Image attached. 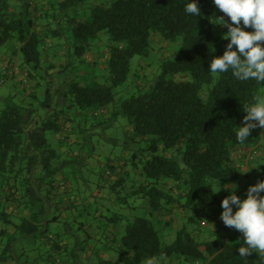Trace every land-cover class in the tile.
Masks as SVG:
<instances>
[{"label":"trees","instance_id":"16d2710c","mask_svg":"<svg viewBox=\"0 0 264 264\" xmlns=\"http://www.w3.org/2000/svg\"><path fill=\"white\" fill-rule=\"evenodd\" d=\"M87 1L44 0L40 5L42 0H23L11 10L7 0H0V54L12 42L11 55H21L29 80L41 76L46 58L36 31L43 8L53 21L68 22L64 32L58 20L50 34L73 39L77 55L101 32L110 39V84L73 81L56 101L50 86L36 103L33 91L17 101L12 94L1 97L0 264H145L149 257L160 264H264V253L239 256L242 233L224 225L223 199L212 189V182L241 183L235 194L245 199L248 187L264 180V158H255L257 151L264 154V129L250 133L244 143L236 138L244 106L256 102L264 83L240 81L231 70L218 73L213 83L209 64L228 41L213 33L207 0H198L199 17L185 13L188 0H102L90 6L88 18H76L73 8ZM152 32L179 37L180 50L162 60L148 88L116 99L113 88L127 80L131 57L146 53ZM119 116L131 130L122 148L129 152L125 166L132 171L118 174L108 189L117 193L119 205L143 208V215L100 208L92 188V181L99 189L107 170L110 175L116 170L107 163L95 175L88 160L100 141L116 143L110 129ZM47 133L57 136L56 143ZM73 144L83 153L67 157L58 149L72 150ZM82 167L94 180L73 186L71 171ZM193 208L207 217L191 230L194 218L185 211ZM161 214L183 223L166 245L151 221ZM62 220L63 228L51 229ZM201 232H207L205 238Z\"/></svg>","mask_w":264,"mask_h":264},{"label":"rangeland","instance_id":"374dc122","mask_svg":"<svg viewBox=\"0 0 264 264\" xmlns=\"http://www.w3.org/2000/svg\"><path fill=\"white\" fill-rule=\"evenodd\" d=\"M9 8L11 10L13 9H18L23 0H7ZM101 2L102 0H89L84 4H80L78 6H75L73 8L72 14L75 15L76 18H88L89 17V8L91 5ZM209 4V11L211 15V24H212V31L214 34L219 35L221 37L224 36V34L227 32V29H223L219 24H214L212 22L213 19L219 18L218 15L216 14V11L219 9L214 5L212 0H207ZM46 9L43 8L41 11V14H43L41 17L38 15V19H36V24L39 27L38 32L39 33V50L42 52L43 57L45 58L42 61L41 68L38 70V73L41 76L35 77L34 79L29 80V78L25 77V74L19 72L18 74V86L13 88V81L6 77H0V80L3 82L0 83V105H2V98L3 96L7 95H14L15 100L17 101L21 97H25V95H28L27 92L33 91L35 93V98L33 102H40L44 99V94H45V87L50 86L51 91H53V99L54 101L57 100V95L58 92L60 91H66L70 83L73 81H79V82H90L92 80H97L101 83L104 84H110V74L108 71V66H107V60H108V46L110 44V39L109 36L101 32L97 38L93 39L90 41L88 47L84 49L83 52L80 54H76L73 51V46L72 42L73 39H66V35H59V36H52L50 34L51 29L57 28V22L60 20V26L61 28H65L67 26L63 21L59 18L58 20L53 21L52 18L49 15H46ZM219 12V11H218ZM39 13V12H38ZM220 13V12H219ZM63 26V27H62ZM248 31H252V29L248 28ZM61 31V30H60ZM65 32V29H64ZM12 42L7 43L3 47V51L0 54V74L1 73H6L9 74V69L6 68L7 61L10 60L11 58H14V55H11V48L10 45ZM6 47H9V51H4ZM180 50V39L179 37H173V38H162L159 35L155 33H151L148 37V45H147V50L146 53L143 55H134L131 57L129 66H130V71L129 75L127 77V80L120 84L117 85L113 88V91L115 93V98L116 99H121V98H126L132 94L137 93L139 90H144L149 87V85L154 81V79L157 77V75L161 72V62L163 59L167 58L168 56L178 52ZM17 58H21V55L17 53ZM3 57H6L7 60L4 61ZM10 64L12 63L11 61L9 62ZM55 65L54 68H46L49 64ZM16 64V63H15ZM64 65V66H63ZM17 66V64H16ZM62 66L64 68H62ZM5 68V72H2V69ZM212 81L213 83L217 80L218 78V73H212ZM39 83V85H37ZM37 85V87H35ZM35 87V88H34ZM57 91V93H56ZM63 91V92H64ZM56 93V94H55ZM202 97H205L206 95L204 94L203 91L199 93ZM258 98H264V88H259L258 93H257ZM26 99L29 101L30 98L26 96ZM38 113H43V109L39 108ZM126 123V118L123 116H119L118 120L116 121L115 127L110 129V131H116L121 134L120 130V125ZM259 127L257 129H253L251 133L259 132ZM263 133V131H261ZM261 133V134H262ZM48 139L51 141V136L49 133L46 135ZM122 139V138H121ZM114 140L111 141H100L98 148H96L93 153L98 152L103 153L104 151L108 150H113L114 153H119L120 151L123 150L122 146L117 145V143ZM58 147V145H57ZM61 147H58L60 149ZM119 150V152H118ZM81 152V151H80ZM85 154L87 153L84 152ZM87 155V154H86ZM85 155V156H86ZM263 155V156H262ZM84 156V154H83ZM263 157L264 154H260V151H257V155L255 156L256 159ZM86 159V158H84ZM89 160H92V158ZM264 160V159H263ZM128 162V161H127ZM261 163V162H259ZM104 167H96L94 174L97 175L98 172H104ZM128 169L130 172L132 171L130 166L128 165ZM93 173H89L86 170V167H82L81 171H75L74 169L71 171V180L73 186H86V181H88L91 178V181L94 180V175ZM73 175L78 176L77 179L73 177ZM87 177L85 179H82V177ZM107 178L104 180H100L104 186L108 189L109 186V181H112L113 178H115V174L107 176L104 174ZM117 178V177H116ZM246 179V178H245ZM245 180H243L244 182ZM94 182V181H92ZM221 186L225 185V183H221ZM229 184H236L237 187L235 189V193L237 192L238 185L237 182L235 183H229ZM127 190L125 187L121 190L120 192L122 193L123 190ZM212 189L214 192L219 190V182H212ZM111 191V190H110ZM113 192L114 200H116L117 193ZM217 196L220 198L224 199L229 193L227 190H224L223 187L219 192L215 193ZM247 193H243V196H246ZM129 201H132V198L129 199ZM104 207L109 208L112 211H117V212H127L128 214H134L136 211L139 212V214L143 215L144 209L143 208H128L124 205H119L118 202L115 204L111 203L110 201H102ZM189 213V215H192L194 218L193 224H190L191 230L192 228L202 221L205 220L207 215L205 213L201 212L198 208H193L190 209V211H185ZM179 214V213H178ZM72 214H69L71 216ZM71 217H69L70 219ZM63 221L61 223H58V225L53 226L51 225V229L59 226L63 228ZM153 224L156 227V224L154 223L153 219L151 220ZM74 225V224H73ZM183 223L180 221H177V225L175 228L171 227H165L164 229L161 228L159 229L156 227L160 241L162 245L170 244L173 242L176 236L177 229L182 228ZM75 227V226H74ZM188 230V228H186ZM82 235L83 233L80 232ZM199 237L205 238L207 235V232H201L199 234ZM28 247H30L27 244Z\"/></svg>","mask_w":264,"mask_h":264},{"label":"clouds","instance_id":"9594fccd","mask_svg":"<svg viewBox=\"0 0 264 264\" xmlns=\"http://www.w3.org/2000/svg\"><path fill=\"white\" fill-rule=\"evenodd\" d=\"M212 2L224 14L212 22L227 28L222 38L228 43L224 53L211 60L209 71L227 73L231 70L233 76L240 81L255 80L264 83V0ZM184 11L190 16L202 15L198 0H188ZM225 16L229 19L226 20ZM248 28L252 31L246 30ZM243 109L246 115L236 132L240 143L248 139L253 129H264V98H257L254 104L245 105ZM222 187L229 194L221 201L220 218L226 227L242 233L243 245L238 248L239 256L246 258L252 252L264 253V180L249 186L245 199L235 194L236 184L221 186L219 181V190L216 192ZM145 264L160 262L156 257H149Z\"/></svg>","mask_w":264,"mask_h":264},{"label":"crops","instance_id":"0c3cea01","mask_svg":"<svg viewBox=\"0 0 264 264\" xmlns=\"http://www.w3.org/2000/svg\"><path fill=\"white\" fill-rule=\"evenodd\" d=\"M37 1V0H36ZM44 3V0H42V2L40 3V5H42ZM220 12V10H218ZM216 11V14L218 15V17H221V14ZM223 29H227L225 28L224 26L220 25ZM36 31H40L39 30V27L36 25ZM40 33V32H38ZM4 61L7 60L6 57H3ZM12 62L11 64L9 62ZM21 62H22V59L21 58H17V56L15 55L14 58H11L10 60H8L6 63L8 66H6V68L9 69V74H7L8 78H10L14 83H13V88L18 86V74L19 72H21L24 76V74L26 73V70L24 67L21 66ZM17 66H16V64ZM3 70H6L5 68L2 69ZM26 75V74H25ZM6 76V77H7ZM26 77V76H25ZM3 81L0 80V83H2ZM29 93V91L27 92V94ZM59 102H61V99H60V96L58 98ZM115 127V126H114ZM112 130V129H111ZM120 130H121V134H119V132H116V131H110L111 135L112 136H115L117 138V145H120L123 146L124 145V140L125 138L127 139L128 136L130 135L131 133V130H130V127L126 124V123H123L120 125ZM51 136V141L53 143H56L57 141V136H53V135H50ZM122 138V139H121ZM75 139H77L74 135L72 136V140L73 141H76ZM72 141V142H73ZM81 144V143H80ZM80 148V145H77V144H73L72 145V150H68L67 147L65 145H61V150L64 152V155H66L67 157L68 156H71V155H79V152L81 151V153H83L84 149L83 150H79ZM119 152V150H118ZM129 157V152L127 150H122L120 151L119 153H114L113 150H106L104 151L103 153H99L98 152H95L92 154V160H88L89 161V166L90 167H93V168H96V167H101L103 168L107 163H110V164H114L116 166V170L114 172L115 176L117 177L118 174H123L124 171H129L128 167L125 166V159H127ZM250 160V158H249ZM108 170L107 172L105 173V175L109 176L108 175ZM113 175V173H111ZM115 177V178H116ZM107 177L105 176V179ZM114 179V178H113ZM92 188L94 190V194L98 196L99 198V207L101 208L103 206V203L102 201L106 200V201H110L111 203L115 204L116 203V200H114V196H113V192H111L109 189L106 188V186H104L102 184V182H99V189L96 188V183L95 182H92ZM241 183H239L240 185ZM172 220V221H171ZM171 223L169 224L168 222ZM155 224H156V227H158L159 229L161 228H165V227H171V228H175L176 225H177V220L176 218L174 217L173 214H161V215H157V217L155 218Z\"/></svg>","mask_w":264,"mask_h":264},{"label":"built area","instance_id":"2783aa9c","mask_svg":"<svg viewBox=\"0 0 264 264\" xmlns=\"http://www.w3.org/2000/svg\"><path fill=\"white\" fill-rule=\"evenodd\" d=\"M220 14H221L222 16L224 15L221 11H220ZM225 19L227 20V19H229V18L225 16ZM3 72H5V71L3 70Z\"/></svg>","mask_w":264,"mask_h":264}]
</instances>
